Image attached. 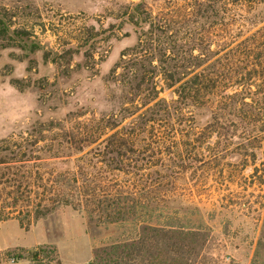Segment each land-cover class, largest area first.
<instances>
[{
    "label": "rangeland",
    "instance_id": "obj_1",
    "mask_svg": "<svg viewBox=\"0 0 264 264\" xmlns=\"http://www.w3.org/2000/svg\"><path fill=\"white\" fill-rule=\"evenodd\" d=\"M136 2L145 3L166 21L162 35L164 48L182 52L193 50L196 24L193 22V0H0V140L27 136L40 123L63 121L73 114L77 118L82 115V121L109 115L128 124L146 108L144 104L155 94L154 88L157 87L159 98L175 97L173 88H168L160 75L153 80L146 75L138 91L134 87L141 81L140 75L134 79L129 68L123 66L113 71L115 65L121 63L122 51L134 46L142 28L148 27L129 22L126 15L117 17L127 5ZM262 25L264 2L253 8L245 29ZM85 26H93L99 32L94 48H90L94 55L91 58L85 56V51L90 50L88 45L80 46L71 38ZM21 27L31 35L23 37L22 42L16 32ZM21 43H25L27 49L22 48ZM34 44L40 49L32 50L30 46ZM65 48H72L68 61L43 59L44 49L62 53ZM129 58L125 57L124 65L129 63ZM143 63L152 69L156 61L151 66ZM12 78L22 80L24 89L11 84ZM186 110L193 115V105ZM194 112L199 126L214 120L209 107H195ZM221 121L227 123L220 130L222 134L214 133L209 140L216 142L215 145L220 141L223 160L193 163L184 173L172 167H158L159 175L152 172L150 179L144 178L151 182L160 176L162 182L156 191H142L143 209L146 214L153 212L163 221L178 216L186 227L207 228L211 235L208 243L211 255L224 264H264V131L248 129L250 135L259 132L261 137L245 140L243 131L249 125L232 115ZM232 121L237 125L231 124ZM76 122L73 119L71 124ZM205 136L202 138L207 140ZM167 138L172 144L168 142L163 148L165 162L172 164L170 150H177V140L187 138L180 133ZM239 143L245 145H237ZM185 146L186 154H193L194 145ZM97 147V144H81L83 151L72 148V158L83 155V161L77 163L95 175L96 184L100 186L97 194L101 195L103 203L115 191L108 195L115 178L129 182L132 176L108 171L97 161ZM61 150L60 154H65V149ZM204 151L206 156L213 153L211 149ZM57 167L72 169L73 164H58ZM136 223L133 216L111 222L104 214L69 205L59 206L45 217L32 220L27 227H22L19 219L13 217L0 221V247H25L0 250V263L15 262L8 252L44 247L50 250L48 256H39L44 258V263L91 264L97 249L133 236Z\"/></svg>",
    "mask_w": 264,
    "mask_h": 264
},
{
    "label": "trees",
    "instance_id": "obj_2",
    "mask_svg": "<svg viewBox=\"0 0 264 264\" xmlns=\"http://www.w3.org/2000/svg\"><path fill=\"white\" fill-rule=\"evenodd\" d=\"M262 2L264 0H193V22L196 24L193 50L189 52L163 47L166 21L161 15L154 14L143 2L127 5L117 17L126 15L129 22L137 26L143 23L148 27L142 28L134 46L122 51L121 63L118 62L113 71L123 66L129 68L134 79L140 75L141 81L134 87L138 91H141V82L146 81L143 80L146 75L149 74L152 80L160 75L165 85L173 88L175 97L170 100L159 98V91L154 88L155 94L144 104L146 108L128 124L109 115L82 121V115L77 118L73 114L63 121L40 123L27 136L2 138L0 221L15 217L22 227H27L32 220L68 205L104 214L111 222L133 216L138 222L134 235L97 249L91 264H224L220 258L211 255L208 244L211 235L207 228L186 227L178 216L163 221L153 212L146 214L141 193L156 191L160 187V176L151 182L145 180L150 179L152 172L159 175L161 167L176 168L178 173H184V169L193 167V163L221 162L220 141L215 145L216 142H210L209 137L214 133L222 134L220 130L227 123L221 120L227 115L249 125L243 131L245 140L261 137L259 132L250 133L252 130L264 131V25L252 29L245 27L253 8ZM16 32L21 37L20 42L23 37L31 36L23 27ZM98 36L95 27L85 26L71 38L90 49L94 48ZM21 47L27 49L25 43H21ZM30 47L34 51L40 49L35 44ZM71 50L65 48L62 53H50L44 49L43 59L61 62L63 58L68 61ZM85 56L93 57L92 50H86ZM125 57H130L127 65L123 63ZM154 61L156 63L152 65ZM143 62L152 65V69L145 67ZM11 84L24 89L19 78H12ZM190 105H193V115L187 114ZM195 107L211 108L214 120L199 126ZM73 119L77 122L71 124ZM231 124L237 125L233 121ZM174 133L187 139L177 140V150H170L172 164H168L163 148L168 142L172 144L167 136ZM204 136L207 140L202 138ZM81 144H97V161L108 171L132 176L129 182L115 178L108 195L115 191L103 203L101 195L97 194L100 186L96 184L95 175L77 163L83 161V155L72 158V148L83 151ZM186 144L194 145L193 154H186ZM240 144L243 143L237 145ZM61 149H65V154H60ZM210 149L213 153L206 156L204 150ZM252 155L256 163L255 152ZM69 163L73 164L72 169L57 167ZM128 198L129 201L125 200ZM154 220L157 222L153 223ZM49 252L39 247L8 252V255L14 261L28 258L33 264H47L39 256H48Z\"/></svg>",
    "mask_w": 264,
    "mask_h": 264
},
{
    "label": "crops",
    "instance_id": "obj_3",
    "mask_svg": "<svg viewBox=\"0 0 264 264\" xmlns=\"http://www.w3.org/2000/svg\"><path fill=\"white\" fill-rule=\"evenodd\" d=\"M14 247H25V246H7V247H0V250H3V249H11V248H14ZM0 264H4V262H1ZM11 264H32L31 262H29V259L28 258H22L20 259L19 261H15Z\"/></svg>",
    "mask_w": 264,
    "mask_h": 264
},
{
    "label": "built area",
    "instance_id": "obj_4",
    "mask_svg": "<svg viewBox=\"0 0 264 264\" xmlns=\"http://www.w3.org/2000/svg\"><path fill=\"white\" fill-rule=\"evenodd\" d=\"M12 261H14V259H12Z\"/></svg>",
    "mask_w": 264,
    "mask_h": 264
}]
</instances>
